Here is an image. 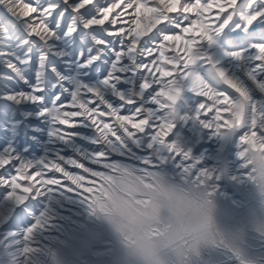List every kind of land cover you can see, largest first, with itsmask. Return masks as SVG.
I'll return each instance as SVG.
<instances>
[{
    "label": "snow or ice",
    "instance_id": "6c2138e0",
    "mask_svg": "<svg viewBox=\"0 0 264 264\" xmlns=\"http://www.w3.org/2000/svg\"><path fill=\"white\" fill-rule=\"evenodd\" d=\"M0 49V79L22 85L0 92V197L17 207L63 192L95 214L122 169L210 197L218 177L176 139L193 122L264 174V0H0ZM46 222L5 245L27 257Z\"/></svg>",
    "mask_w": 264,
    "mask_h": 264
},
{
    "label": "rangeland",
    "instance_id": "374dc122",
    "mask_svg": "<svg viewBox=\"0 0 264 264\" xmlns=\"http://www.w3.org/2000/svg\"><path fill=\"white\" fill-rule=\"evenodd\" d=\"M6 84L1 83L7 88L22 87L13 80ZM121 114L129 113L125 110ZM17 118H20L19 114ZM31 123L44 127L37 120ZM31 134L39 137L41 145L46 140L39 132ZM209 134L195 122L188 126L181 125L176 134L177 141L202 161V167L212 170L218 177L212 184L210 196L216 205V217L214 221L212 217H207L205 228L209 236H214L215 231H222L225 241L223 245L209 242L190 258L189 264H264V188L243 175L244 162L239 158L235 138L210 137ZM0 135H3L2 131ZM78 143L85 144L83 141ZM36 154H42L41 146L37 147ZM67 154L72 155L70 151ZM111 160L133 163L116 154H110L108 162ZM91 166L103 170L97 165ZM69 170L83 174L82 170L71 166ZM57 175L60 177L61 174ZM164 176L173 182L189 185L175 178L174 171L170 169L154 171L148 177L132 169H122L113 176L112 190L96 205L95 214L78 196L63 192L20 206L19 213L26 229L41 216L47 221L36 233L38 247L35 248L34 259L31 258L28 264H133L127 250V236L113 227L107 217L121 205L143 208L157 182ZM133 178L136 179L134 183ZM4 236V230L0 231V264H9L8 259L3 260L6 256L1 248ZM195 242V237L184 238L176 247L164 248L162 251L168 264H183L185 252Z\"/></svg>",
    "mask_w": 264,
    "mask_h": 264
},
{
    "label": "clouds",
    "instance_id": "9594fccd",
    "mask_svg": "<svg viewBox=\"0 0 264 264\" xmlns=\"http://www.w3.org/2000/svg\"><path fill=\"white\" fill-rule=\"evenodd\" d=\"M264 188V174L252 178ZM216 217V205L204 190L169 180H159L143 208L121 205L107 217L113 227L128 238V253L133 264H168L163 255L166 247H176L184 238L196 242L184 254L183 264L198 254L209 242L224 244L222 231L209 236L205 228L207 217Z\"/></svg>",
    "mask_w": 264,
    "mask_h": 264
},
{
    "label": "bare ground",
    "instance_id": "6f19581e",
    "mask_svg": "<svg viewBox=\"0 0 264 264\" xmlns=\"http://www.w3.org/2000/svg\"><path fill=\"white\" fill-rule=\"evenodd\" d=\"M24 2H25V0H24ZM0 50L6 51L7 49H0ZM2 59L3 58H0V60H2ZM9 72L11 73V71L9 69H7L6 66L2 62H0V74H7L8 76H12ZM7 81H9V79H0V92L11 88V87L7 88V87L1 85V83L6 84ZM2 102H4V101H0V104ZM135 119L138 120L139 117H136ZM209 135H210V137L212 136L211 134H209ZM37 179H39V178H37ZM134 182H136L135 178H133V183ZM132 190H134V188H132ZM0 191H3V190L0 189ZM18 208H20V207H17L11 201L4 200V198L2 197V202L0 204V231L4 230V234H5L4 238H6L8 236H13V235H19L20 233H23L27 230L23 224L22 217L19 213ZM25 211L27 213H30L28 211V208H25ZM4 238L2 240V247H1L4 250L5 255H6L3 258L4 261L8 259L10 261L9 264H28V262H30L31 258L34 259V251L36 249H34V251L30 255L21 259V257L24 255L23 250L20 247L21 241H19V240L12 241L11 243L13 245H15V247L9 248L8 246L5 245Z\"/></svg>",
    "mask_w": 264,
    "mask_h": 264
}]
</instances>
